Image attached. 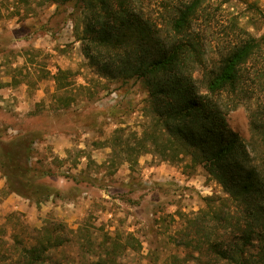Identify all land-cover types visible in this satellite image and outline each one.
Returning a JSON list of instances; mask_svg holds the SVG:
<instances>
[{
  "label": "rangeland",
  "instance_id": "rangeland-1",
  "mask_svg": "<svg viewBox=\"0 0 264 264\" xmlns=\"http://www.w3.org/2000/svg\"><path fill=\"white\" fill-rule=\"evenodd\" d=\"M164 2L140 0L138 12L160 18L167 15ZM203 3L198 21L210 19L208 68L240 39L264 36V0ZM55 9L40 0H0V144L34 140L32 176L38 179L36 190L18 183L20 197L13 201L0 166V264H17L21 248L34 246L44 229L61 241L45 264H215L195 259L191 220L206 198H225L224 189L202 168L187 167L189 159L171 164L145 154L130 166L114 152L112 144L155 121L148 96L139 81L104 78L79 40L82 14L70 6ZM58 69L68 71L65 89L54 79ZM11 84L17 94L7 91ZM262 101L227 116L250 146V115ZM68 132L73 144L66 147L60 134ZM3 152L0 146V162ZM45 172L49 176L39 179ZM45 186L53 192L47 200Z\"/></svg>",
  "mask_w": 264,
  "mask_h": 264
},
{
  "label": "trees",
  "instance_id": "trees-1",
  "mask_svg": "<svg viewBox=\"0 0 264 264\" xmlns=\"http://www.w3.org/2000/svg\"><path fill=\"white\" fill-rule=\"evenodd\" d=\"M40 2L56 5L55 14L62 6L82 14L79 40L91 64L106 79L139 81L148 96L155 121L112 144L114 152L130 166L145 154L171 164L189 159L187 167L202 168L224 189L225 198H206L204 209L190 219L196 240L189 245L200 256L195 259L264 264V36L240 39L208 68L204 33L210 19L198 21L203 0H166L161 8L167 15L160 18L139 14L140 0ZM57 72L54 79L65 89L68 71ZM260 97L261 105L250 115V146L229 127L227 116ZM33 143L18 138L0 144L10 192L20 193L18 183L31 191L38 180L32 176ZM44 190L43 200L52 197L50 187ZM43 231L34 246L21 248L17 264H45L48 252L61 245L50 230Z\"/></svg>",
  "mask_w": 264,
  "mask_h": 264
},
{
  "label": "crops",
  "instance_id": "crops-1",
  "mask_svg": "<svg viewBox=\"0 0 264 264\" xmlns=\"http://www.w3.org/2000/svg\"><path fill=\"white\" fill-rule=\"evenodd\" d=\"M53 73V72H52ZM53 84H54V82H53ZM25 88H26V90H27V88L29 87L28 85H26L25 83L24 84H22ZM14 90H16L15 88H14V86L11 84L10 86H9V88H8V92H12V93H14V94H17ZM7 95V94H6ZM12 132V131H11ZM71 134V135H70ZM69 134V132L68 133H64V134H60L61 136H60V141H62L64 144H65V146L66 147H69V146H71L72 144H73V140H72V137H73V134H74V132H71ZM87 136H83V138H86ZM54 140H55V138H54ZM78 144H79V147H81V146H83V142H78ZM16 192H11V198L10 199H12L13 201L15 200V199H18L20 196H18V195H16L15 194ZM84 194H86V193H83V195ZM82 199H85V197H83ZM27 202H29V200H26Z\"/></svg>",
  "mask_w": 264,
  "mask_h": 264
}]
</instances>
